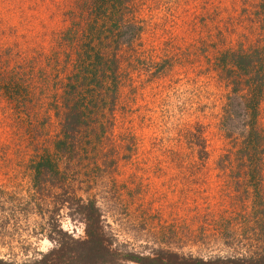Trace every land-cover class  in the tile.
Masks as SVG:
<instances>
[{
	"label": "rangeland",
	"instance_id": "374dc122",
	"mask_svg": "<svg viewBox=\"0 0 264 264\" xmlns=\"http://www.w3.org/2000/svg\"><path fill=\"white\" fill-rule=\"evenodd\" d=\"M263 4L0 0V260L33 262L85 240L83 205L121 258L261 254L252 240H264V223L258 230L244 193L257 179L224 169L222 158L243 139L244 108L232 92L249 75L221 64L225 51L258 44ZM104 61L115 62L114 78L101 73ZM111 104L115 139L97 124L77 151L56 153L64 107L86 108L91 124ZM46 158L57 168L38 166ZM127 259L114 263L137 264Z\"/></svg>",
	"mask_w": 264,
	"mask_h": 264
},
{
	"label": "trees",
	"instance_id": "16d2710c",
	"mask_svg": "<svg viewBox=\"0 0 264 264\" xmlns=\"http://www.w3.org/2000/svg\"><path fill=\"white\" fill-rule=\"evenodd\" d=\"M259 22H262V25L264 24V13L260 15ZM258 37H260L257 41L258 44L248 48L247 51L243 50V48L238 52L225 51V53L222 54V60L229 61L221 65H224L223 67H228L226 68V71L241 72L245 77L249 75L248 79H236L238 81L233 85H235L237 89L233 88L234 91L232 92L241 99L244 108L243 117L246 121L242 125L243 139L241 141L234 139L233 144L230 143L231 147L227 150V154L222 158L225 165L228 166V168L224 167V169H232L237 171L238 175L251 176L252 178L257 179V182L252 188L254 191L252 190L253 192H250L251 194L247 191H244V193L247 198L252 197L253 199V205L251 206L254 209V213L252 212L253 216L262 218L261 220H256L254 222L257 229L260 230L264 223V205L261 204L264 202H262L264 197L261 193V186L264 184V124L261 123V106L264 102V30L262 34L258 35ZM260 42L263 45L260 46ZM109 56L113 55L108 52L105 59L114 60L109 58ZM114 63L115 62L104 61L101 73L105 75L106 72H110L114 78L117 75V71H114L113 69ZM91 67L93 68L94 66ZM92 74L95 75V72ZM106 80L109 81L107 82L109 87H114V85H116V81L111 80L109 74ZM114 91L115 93H106V98L112 103L116 102V87H114ZM115 107V104H111L108 112L102 113L101 111L97 114V121L91 123L93 124L92 126L89 122L92 119L91 116H95L89 111H86V108H81L78 105H74L71 108L64 107L60 117L59 130L54 140V150L56 153L61 154L62 158V155H67L68 149H71L73 152L77 151L79 149L77 146L81 143L80 139L84 137V134L86 133H93L97 124L98 126L101 125L106 127L107 132L110 134L109 138L115 139L112 134L115 123L117 122ZM101 118L105 119L99 122L98 120ZM204 131V127H201L199 130V136L201 138L200 148L202 150L200 154L202 156L207 154L205 152L207 142L204 139ZM124 136L129 142L130 140L132 142L133 137L130 136V133H126ZM236 147H238V151L234 152ZM233 160L236 163L235 169L231 168L230 165ZM51 161V158H46V160H42L38 166L42 165V168L50 167L52 171L54 167H57ZM65 162L69 163L70 160H65ZM83 207L85 209V240L78 243L74 242L71 245L64 247L59 246L57 249L42 255L39 259H36L33 262H24L22 264H115L114 261L116 259L117 262L127 259L125 256H122L121 258L118 253L108 246V241L106 240L101 227L100 216L96 210L93 208H87V206L84 205ZM230 231L235 232L233 229ZM248 241V239H245L244 242H234L241 244L247 243ZM259 244L263 246L264 240H261L260 238L252 240V245H255L253 247L260 250L261 254L256 253L255 256L244 258L231 257L203 260L201 258L179 256L176 253L167 252L146 257L129 255L130 258L128 259L137 264H264V248H259ZM0 264L11 263L0 260Z\"/></svg>",
	"mask_w": 264,
	"mask_h": 264
}]
</instances>
